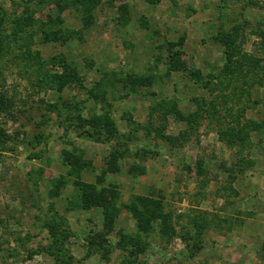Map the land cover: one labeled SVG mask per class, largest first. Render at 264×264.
<instances>
[{"label":"rangeland","instance_id":"obj_1","mask_svg":"<svg viewBox=\"0 0 264 264\" xmlns=\"http://www.w3.org/2000/svg\"><path fill=\"white\" fill-rule=\"evenodd\" d=\"M59 1L0 0V264H264V0Z\"/></svg>","mask_w":264,"mask_h":264},{"label":"trees","instance_id":"obj_2","mask_svg":"<svg viewBox=\"0 0 264 264\" xmlns=\"http://www.w3.org/2000/svg\"><path fill=\"white\" fill-rule=\"evenodd\" d=\"M55 4H57L58 6V11L62 12L64 7L66 6L65 4L60 5V1L59 0H54ZM68 1V0H67ZM85 1V2H84ZM82 1V4H87L88 7L84 6L85 10H89L91 8V4L89 1L84 0ZM68 2H71L70 0ZM77 1H75L76 3ZM35 11L34 9H32V11H29L28 15L26 14H21L20 16H17L14 18V23L18 24L21 26V29H19L20 32H23L26 26H32V25H39L41 27L42 30L45 31V34L54 37V39L60 40L61 42L66 41L70 34L72 35V33H70L71 31L69 30H65L62 28H59L57 30L51 29L49 31H46V29L44 27L57 22L58 25H60L63 22V18L60 16V13L58 15H56L54 18H51L49 20H42V19H38V18H34ZM50 21V22H49ZM24 26V27H23ZM18 32H14V36L17 37ZM20 36H24V35H20ZM228 52H231V47H228ZM56 60L55 57L52 58V60ZM55 62V61H53ZM56 66L57 69H54L53 71H44L43 72V76H42V81L44 84L48 85V86H58L60 87L66 80L67 77L69 75L68 72H65V74L59 73L58 70L60 69H65L67 62L65 59H61L59 58L58 62H56ZM71 112H73V110L71 109ZM72 119L74 118V114L71 115ZM77 124V123H76ZM88 136H91V134L89 133ZM101 137V135H98ZM121 242H122V247H129L130 250L134 253H144L146 251V248L143 244H141V242L135 238H132L128 235H122L121 236Z\"/></svg>","mask_w":264,"mask_h":264}]
</instances>
